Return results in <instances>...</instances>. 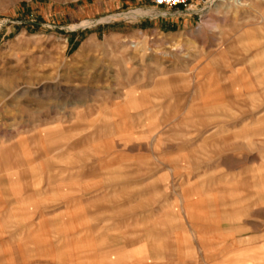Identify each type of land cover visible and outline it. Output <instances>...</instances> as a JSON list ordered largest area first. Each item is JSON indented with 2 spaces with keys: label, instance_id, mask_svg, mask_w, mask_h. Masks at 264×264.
Here are the masks:
<instances>
[{
  "label": "rangeland",
  "instance_id": "rangeland-1",
  "mask_svg": "<svg viewBox=\"0 0 264 264\" xmlns=\"http://www.w3.org/2000/svg\"><path fill=\"white\" fill-rule=\"evenodd\" d=\"M209 1L0 0V264H264V144L232 132L264 80H229L258 0Z\"/></svg>",
  "mask_w": 264,
  "mask_h": 264
},
{
  "label": "crops",
  "instance_id": "crops-1",
  "mask_svg": "<svg viewBox=\"0 0 264 264\" xmlns=\"http://www.w3.org/2000/svg\"><path fill=\"white\" fill-rule=\"evenodd\" d=\"M235 12L236 14L233 15L234 18L233 24L235 26L234 30L237 34L245 35L246 51L245 53L236 51L235 53L232 54L233 67L229 72V80L231 81V95L233 96V100L237 98L238 90H240V88L253 90L254 89L253 82L264 80V0H258L256 4L253 3V6L251 7L247 6V8H244L242 10H236ZM141 33H143V31H141ZM155 79L156 78H153L152 76L149 75L141 76V78L133 82H129L127 85L124 86V88L122 87L123 92L126 96L127 95L131 96L130 94L133 93H136L139 96H145L149 92H151V90L154 88ZM210 81H212V79L208 78L206 81L204 78L203 81H200L199 85L202 86L208 84L209 89H213V90L216 89L218 85L215 84L214 82L210 83ZM238 82H240V85L238 84ZM261 114H264V112L255 113L254 115L249 114V116H246L240 122L236 120L235 122H233L232 132L234 133L235 130V132L238 133L239 129L248 127L252 130H251V134L250 135L248 134L249 136H247V138H249L251 142L253 141L255 143H258L257 145H263L264 127L261 126L263 125V123L259 125V130L255 131V125L261 123L260 121L264 118V115ZM258 134H260L259 136L262 137L257 138L256 135ZM263 152H264V148L261 147H258L254 150L251 149L246 150L247 155H249V157L251 156V158H254L255 155L260 156L262 158V154L264 156ZM231 155H238V154H236V151H232ZM83 176H84V180L82 182H79L80 184L64 183V185H68V184L72 185L71 190H73V192L75 193L81 192L82 190H85L86 192L89 193L93 189V182L90 177L91 175L89 173H85ZM12 196L15 199H17V201H19V199L23 200L20 201V203H22L21 210L23 211V216L26 217V219L30 218L28 208L26 205L23 204L25 203L23 197L19 195L17 192ZM79 205L81 204L74 203L73 206H69V207L67 206V209L70 210L66 215L71 217V215H73L72 209L74 208L76 209L77 207H80ZM10 207H11L10 209L13 210V207L12 206ZM55 215L56 217L59 218L60 216H62V214H55ZM40 217L42 219H45L46 215H42ZM220 230L219 233L217 234L222 235ZM2 239L3 238L0 237V240Z\"/></svg>",
  "mask_w": 264,
  "mask_h": 264
},
{
  "label": "built area",
  "instance_id": "built-area-1",
  "mask_svg": "<svg viewBox=\"0 0 264 264\" xmlns=\"http://www.w3.org/2000/svg\"><path fill=\"white\" fill-rule=\"evenodd\" d=\"M148 1L152 2L154 5H156L158 7H166L169 9H176V8H180V7H186L187 8L189 5H190V7H192L194 2H197L199 4H203L204 6L212 4V3H210L209 0H148Z\"/></svg>",
  "mask_w": 264,
  "mask_h": 264
},
{
  "label": "bare ground",
  "instance_id": "bare-ground-1",
  "mask_svg": "<svg viewBox=\"0 0 264 264\" xmlns=\"http://www.w3.org/2000/svg\"><path fill=\"white\" fill-rule=\"evenodd\" d=\"M237 3H238V4H241V3H239L238 1H237Z\"/></svg>",
  "mask_w": 264,
  "mask_h": 264
}]
</instances>
